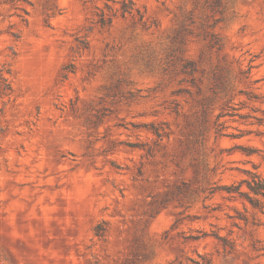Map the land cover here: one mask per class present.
Wrapping results in <instances>:
<instances>
[{
    "label": "rangeland",
    "instance_id": "obj_1",
    "mask_svg": "<svg viewBox=\"0 0 264 264\" xmlns=\"http://www.w3.org/2000/svg\"><path fill=\"white\" fill-rule=\"evenodd\" d=\"M264 0H0V264H264Z\"/></svg>",
    "mask_w": 264,
    "mask_h": 264
},
{
    "label": "trees",
    "instance_id": "obj_2",
    "mask_svg": "<svg viewBox=\"0 0 264 264\" xmlns=\"http://www.w3.org/2000/svg\"><path fill=\"white\" fill-rule=\"evenodd\" d=\"M248 192L244 193L243 191L240 190V185H232L230 187H227L228 192H237L241 196H245L251 204L254 206L259 205L260 201L256 198L253 197L252 195L258 196L261 195L264 197V178L260 176L259 173L254 172L251 175V179L246 180Z\"/></svg>",
    "mask_w": 264,
    "mask_h": 264
}]
</instances>
